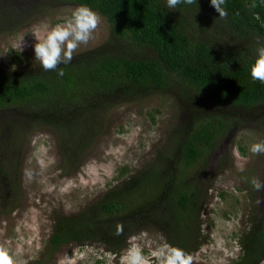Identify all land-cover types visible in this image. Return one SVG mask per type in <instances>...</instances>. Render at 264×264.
Listing matches in <instances>:
<instances>
[{
    "label": "trees",
    "instance_id": "1",
    "mask_svg": "<svg viewBox=\"0 0 264 264\" xmlns=\"http://www.w3.org/2000/svg\"><path fill=\"white\" fill-rule=\"evenodd\" d=\"M64 4L101 14L107 38L52 71L40 63L19 70L0 65V208L17 205L24 149L34 129L55 131L61 167L69 174L103 133L106 112L166 94L179 119L165 142L141 169L125 176L124 168L98 199L54 216L45 251L33 264H46L70 244H97L118 254L134 233L148 228L189 256L203 244L214 149L256 116L264 125V83L249 72L255 49L264 45V0H225L224 18L210 0L175 10L166 0H0V33ZM239 245L231 264L264 261V215L251 220Z\"/></svg>",
    "mask_w": 264,
    "mask_h": 264
},
{
    "label": "rangeland",
    "instance_id": "2",
    "mask_svg": "<svg viewBox=\"0 0 264 264\" xmlns=\"http://www.w3.org/2000/svg\"><path fill=\"white\" fill-rule=\"evenodd\" d=\"M76 7H47L24 26L0 33V65L19 70L39 63L31 47L33 35L62 23ZM99 16L101 23L92 39L74 53L105 41L108 23ZM21 36L25 46L19 52L13 45ZM178 119L175 102L166 94L114 106L104 115L103 133L69 174L61 167L55 131L34 129L24 149L17 205L14 209L0 208V248L15 264H33L45 251L54 216L77 212L98 199L122 178L124 168L125 176L141 169ZM259 119L256 116L227 134L212 153L208 169L213 186L202 215L203 244L189 255L191 264H231L240 253L239 238L251 220L264 215V187L257 190L252 184L256 179L264 185V153L250 151L253 143L264 142V125ZM165 246L163 235L148 228L134 233L118 254L97 244H70L62 246L46 264H126L129 252L136 249L143 257L141 264H160L155 253Z\"/></svg>",
    "mask_w": 264,
    "mask_h": 264
},
{
    "label": "clouds",
    "instance_id": "3",
    "mask_svg": "<svg viewBox=\"0 0 264 264\" xmlns=\"http://www.w3.org/2000/svg\"><path fill=\"white\" fill-rule=\"evenodd\" d=\"M197 4V0H166V7L175 10L180 4ZM211 6L219 14V17H226L222 5L225 0H210ZM101 17L98 13L87 6L76 7L62 23L45 28L42 34L33 35L35 42L31 45L34 52V59L38 61L45 71L57 69L61 64H68L73 59V53L82 44H87L93 33L99 27ZM24 36L13 45L14 48L23 51L25 46ZM256 56L250 64L249 72L251 78L264 83V45H259L256 49ZM63 75V71L59 72ZM253 154L264 153V142H255L250 146ZM253 186L260 190L264 185L259 180L253 179ZM155 255L160 260V264H191V257L186 256L179 248L165 246ZM143 257L139 249L129 252L126 264H141ZM0 264H15L10 254L0 248Z\"/></svg>",
    "mask_w": 264,
    "mask_h": 264
}]
</instances>
